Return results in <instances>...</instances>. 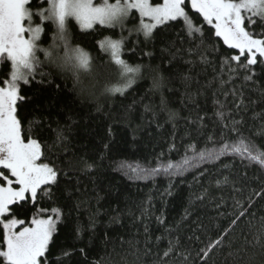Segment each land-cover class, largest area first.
<instances>
[{
  "label": "trees",
  "instance_id": "obj_1",
  "mask_svg": "<svg viewBox=\"0 0 264 264\" xmlns=\"http://www.w3.org/2000/svg\"><path fill=\"white\" fill-rule=\"evenodd\" d=\"M38 2L33 0V8ZM187 10L197 26L203 24V43L189 37L182 22L160 26L146 40L135 30V12L120 28L97 24L85 31L69 20L71 45L92 61L91 71L80 74L82 84L45 62L31 84L22 86L29 97L19 108L24 128L39 118L40 139L51 149H45V162L61 170L51 196L37 205L63 212L49 264H264V166L230 149L221 154L224 144L240 138L254 146V154L264 152V65L251 72L236 62L229 67L225 58L236 51L215 37L190 4ZM55 31L45 22L41 46L52 43ZM106 38L123 40L122 59L129 65L150 66L123 94L105 91L119 79L118 66L100 46ZM9 68L0 63V80ZM249 74L252 79L245 80ZM154 78H162L158 89ZM58 130L63 142L57 141ZM208 151L217 155L193 159ZM185 158L190 166L167 173L131 171ZM84 162L92 167L85 169ZM238 201L247 211L233 224ZM221 236L209 256L198 255Z\"/></svg>",
  "mask_w": 264,
  "mask_h": 264
},
{
  "label": "snow or ice",
  "instance_id": "obj_2",
  "mask_svg": "<svg viewBox=\"0 0 264 264\" xmlns=\"http://www.w3.org/2000/svg\"><path fill=\"white\" fill-rule=\"evenodd\" d=\"M189 4L202 21L211 26L215 37L222 39L228 49L236 51L225 58L229 67L231 62H236L238 69L251 72L252 66L264 65V0H39L35 8L33 0H0V63L10 65L8 75L0 80V264H49L50 245L55 242L63 217L59 208L37 206L39 199L51 196V187L58 184L61 170L51 160L45 162L48 145L40 139L39 118L29 121L25 130L19 108L29 100L22 94V86L31 84L45 62L71 72L76 86L82 84L81 72L91 71L90 55L71 45L67 30L69 18H74L82 29H91L96 24L115 27L135 12L140 18L135 30L146 40L152 38L158 27L182 22V30L189 37L201 38L203 43V24L197 26L190 17ZM45 22L53 23L56 31L52 43L41 47ZM253 26H258L260 31ZM100 46L109 52L119 72L116 85L105 88L106 92L123 94L140 77L142 68L150 67L132 66L124 61L121 58L122 39L106 38ZM38 54H42L44 60ZM161 79H153V89L161 87ZM244 79L251 80L252 74L245 75ZM81 91L85 88L81 87ZM173 118L174 114H170L169 119ZM64 138V132L58 130L57 141L63 142ZM229 149L264 166V152L256 150L254 154V146L243 138L235 144H224L221 154ZM216 155L212 151L198 152L193 159L204 160ZM190 164L185 158L182 162H168L152 169L129 167L133 173L156 175ZM84 167L90 169L92 165L84 162ZM237 204L241 211L233 224L247 211L239 201ZM30 209L33 211L28 218ZM21 213L25 214L24 218ZM81 231L78 227L77 232ZM259 231L264 236V218ZM222 241L223 236L210 241L198 255L201 258L209 256ZM256 242L260 243V236ZM63 255L70 253L65 251Z\"/></svg>",
  "mask_w": 264,
  "mask_h": 264
},
{
  "label": "rangeland",
  "instance_id": "obj_3",
  "mask_svg": "<svg viewBox=\"0 0 264 264\" xmlns=\"http://www.w3.org/2000/svg\"><path fill=\"white\" fill-rule=\"evenodd\" d=\"M130 19V17L128 18V19H126L125 21H124V23L122 24V25H117V26H115V27H125L127 24H128V20ZM69 20H74L75 21V19L74 18H69ZM68 20V21H69ZM78 23V22H77ZM67 24H68V22H67ZM78 25H79V23H78ZM95 26H97V24L96 25H94L93 26V28L95 27ZM102 26H106V27H108L107 25H102ZM79 27H80V25H79ZM80 29H82L81 27H80ZM92 29V28H91ZM82 30H88V29H82ZM41 47H43V46H41ZM104 51H106V52H108L107 50H104ZM109 53V52H108ZM89 54V53H88ZM39 55V54H38ZM42 55V54H41ZM121 58H122V52H121Z\"/></svg>",
  "mask_w": 264,
  "mask_h": 264
}]
</instances>
